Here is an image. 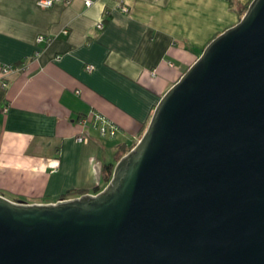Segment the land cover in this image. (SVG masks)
Here are the masks:
<instances>
[{
  "label": "water",
  "instance_id": "1",
  "mask_svg": "<svg viewBox=\"0 0 264 264\" xmlns=\"http://www.w3.org/2000/svg\"><path fill=\"white\" fill-rule=\"evenodd\" d=\"M0 264H264V0L161 95L100 191L0 195Z\"/></svg>",
  "mask_w": 264,
  "mask_h": 264
},
{
  "label": "crops",
  "instance_id": "2",
  "mask_svg": "<svg viewBox=\"0 0 264 264\" xmlns=\"http://www.w3.org/2000/svg\"><path fill=\"white\" fill-rule=\"evenodd\" d=\"M38 1L0 0V195L26 203L100 191L103 166L133 147L161 95L250 2ZM91 111L116 125L112 138L89 127L75 140Z\"/></svg>",
  "mask_w": 264,
  "mask_h": 264
},
{
  "label": "built area",
  "instance_id": "3",
  "mask_svg": "<svg viewBox=\"0 0 264 264\" xmlns=\"http://www.w3.org/2000/svg\"><path fill=\"white\" fill-rule=\"evenodd\" d=\"M69 2L70 0H39L37 4L40 7H49L55 2ZM86 6H89L93 0H82ZM117 3L121 6L124 11H127V7L125 6V0H116ZM98 29L103 27V21L100 20L95 25ZM38 41L41 40V37L37 38ZM10 67H4L1 75L3 76L6 71H8ZM87 69H90L91 66H87ZM79 124V131L78 134L75 136V140L77 142H86L87 136L84 134V130L86 128L92 127L97 130L99 136L103 138H112L115 135L117 127L111 121H109L105 116L91 111L87 115L81 117L78 121Z\"/></svg>",
  "mask_w": 264,
  "mask_h": 264
},
{
  "label": "trees",
  "instance_id": "4",
  "mask_svg": "<svg viewBox=\"0 0 264 264\" xmlns=\"http://www.w3.org/2000/svg\"><path fill=\"white\" fill-rule=\"evenodd\" d=\"M112 169H113V165L111 163L109 164H105L102 168V173H101V176H102V179L103 181L105 182V184L109 181L110 177H111V173H112ZM68 194V193H67ZM66 193L63 195L66 196L67 195Z\"/></svg>",
  "mask_w": 264,
  "mask_h": 264
},
{
  "label": "rangeland",
  "instance_id": "5",
  "mask_svg": "<svg viewBox=\"0 0 264 264\" xmlns=\"http://www.w3.org/2000/svg\"><path fill=\"white\" fill-rule=\"evenodd\" d=\"M3 194H4V193H3ZM5 195H6L7 197L13 199V200H21V201H23V202L27 201V199H26V198H23V197H15V196H12V195H7V194H5Z\"/></svg>",
  "mask_w": 264,
  "mask_h": 264
}]
</instances>
